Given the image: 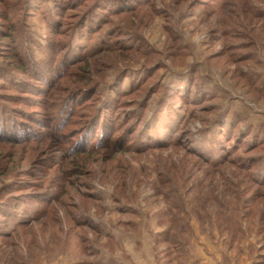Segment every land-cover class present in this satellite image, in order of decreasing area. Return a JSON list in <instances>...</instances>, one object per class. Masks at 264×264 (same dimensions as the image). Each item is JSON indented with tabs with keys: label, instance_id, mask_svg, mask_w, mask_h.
<instances>
[{
	"label": "rangeland",
	"instance_id": "rangeland-1",
	"mask_svg": "<svg viewBox=\"0 0 264 264\" xmlns=\"http://www.w3.org/2000/svg\"><path fill=\"white\" fill-rule=\"evenodd\" d=\"M12 1L11 9L9 0H0V28L27 14L23 3L14 8L17 0ZM118 4L101 42L105 38L111 44L110 33L123 32L121 38L140 44L139 51H104L74 64L57 82H69V88L100 85L99 106L113 96L110 84L124 70H130L128 87L144 65L160 63L148 90L129 99L146 103L138 134H130L135 119L134 126L111 129L114 139L97 150H74L79 124L63 119L54 105L51 110L42 106L40 89L21 93L15 104L6 100L12 93L1 90L0 99L36 133L27 139L0 138V203H20L6 228L0 214L6 232L0 235V264H264V184L256 183L244 165L261 150L248 149V144L264 141V0ZM71 12L70 19L77 20L79 10ZM27 21L29 48L45 60L50 54L42 49L50 37L46 17L38 12ZM4 35L0 61L13 62L15 43ZM79 40L76 36L72 45ZM99 43L81 44L90 50ZM11 68L18 74L14 85L37 80L20 75L17 65ZM157 83L162 89L150 90ZM191 86L199 105L188 107L182 96L190 95ZM5 125L10 134L20 131ZM173 127L171 144L177 145L141 152L125 147L156 140L167 144ZM221 138L226 146H240L232 150L234 159L217 166L209 160L221 152L206 151L207 157H201L191 147L204 142L207 150L211 143L206 139L217 144Z\"/></svg>",
	"mask_w": 264,
	"mask_h": 264
},
{
	"label": "trees",
	"instance_id": "trees-1",
	"mask_svg": "<svg viewBox=\"0 0 264 264\" xmlns=\"http://www.w3.org/2000/svg\"><path fill=\"white\" fill-rule=\"evenodd\" d=\"M120 1L127 3L131 2L130 5L135 8L141 7L142 5H147L150 0H56L53 1L51 7L49 0H24V2L23 0H17L14 1L16 2V6H14V8L19 7L23 3L25 6L23 13L27 14L24 15V17H22L23 19H20L19 22L17 20V22H11L8 24L6 29L0 28V34H5L4 36L6 39H13V43H15L11 44V46H13L11 49V53L13 54V62L4 60L0 61V77L4 80V84L0 86V98H3L1 95V90L10 91L13 95H7L8 97L6 100L9 101V104H15L18 103L16 102L18 99H21V93H31L33 90L40 89L39 91L44 94L43 103H41L42 106L51 110L53 109L52 106L54 105V108H58L60 114H65L63 119H71L75 126L79 124V128L76 131L78 138L74 140L72 144L74 146V150H97L114 139L111 138L112 133L122 130L126 125L134 126L135 124H133L131 121H135V119L137 124L134 126V128H132L133 130L130 134H136L137 136L139 130L138 127L142 124L144 119L143 116L145 115L146 103H141L138 105V103L131 101H133V99L135 100L136 97L138 98V96L143 91L148 90L147 85L149 84V81L154 77L155 72L162 66L160 63L159 65L158 63H151V66L147 64L144 65L140 72L137 71V77L131 81L128 87L125 85V80L130 70H124L118 75L116 82L114 84H110L109 93H113V96L110 99H107L105 104L99 106H97V104L99 103L101 97V93L99 91L100 85L89 83L87 85L85 84L86 86L83 84L82 86L69 88L66 86L69 84V82H62L61 84L58 83L60 81L59 79L64 77V75L67 74L68 76L70 74L69 72H71V68L74 64L80 61L85 62L87 61L86 59L101 54L104 51L112 50L113 52L120 51L121 53L131 52L134 50L139 51L138 46H140V44L137 45L134 41L128 43L121 38L123 32H120V34L116 32L110 33L111 44L105 38L101 42L100 36L103 35L105 28L110 25L108 20L111 17V13H117V5H119L118 3H121ZM12 5L13 1L9 0V2L6 4V7L12 9ZM132 7H129V9L126 10H131L133 9ZM113 9H116V11ZM72 10H79V14L75 16L77 20L72 21V18L70 19V13L74 16V12H71ZM38 12L45 15L46 23L49 26L50 32V37H47L46 46L43 48L40 46L43 50L45 48L44 51L50 53L48 55L49 57L47 56V59L45 60L37 59L33 51H31V48H29L30 41H28V39L31 35V28L28 24L27 16L35 15ZM76 36H78L80 39L79 43H77V46L72 45ZM84 40H88L89 45L91 43H96L98 40H100V43L98 45L95 44L97 45L95 49L89 48L90 50H87L89 45L87 47H83L81 44ZM75 48L76 50H78V48L81 49L77 55L74 53ZM12 65H17V70L19 71L20 75L32 74L31 79L37 80L30 83L27 80L21 79L18 83H16L17 85H14L15 76H18V74L11 68ZM55 68L56 70L58 68H62L63 71L60 72L57 70V72H55ZM14 69H16V67H14ZM82 69L85 70L90 68ZM143 71L146 72L144 76L141 74ZM54 75H56V79L52 80ZM194 78V82L196 83V76H194ZM194 82L192 81L191 84H194ZM192 88L193 86H191L190 95L188 94V96H182L183 100L185 101L184 103H186L188 107L191 104L197 106L199 105V101L196 98L198 96H191ZM152 89L154 91H158L157 89H162V87L159 83H157L150 87V90ZM66 94H71L73 96H70L71 98L67 99ZM134 96L135 98H132ZM14 98L16 99L14 100ZM129 99H131V101ZM53 100L55 102L51 103ZM25 102L20 101L19 104L23 105ZM92 102L94 104L93 107L89 106L91 107V110L87 108L85 109V107L90 105ZM5 103L7 102H4V100L0 99L1 139H27V135L30 133H36V131L28 124H26L24 121V123L20 121V118L18 119V116L12 112L13 109H11V107L9 108V104L6 105ZM136 105L141 108H137ZM135 107V110H127L128 108L132 109ZM123 112L125 116L122 118ZM19 113L21 116H24V118H30L31 116L28 112H25L24 114L22 112ZM35 119L37 120L38 118ZM1 123L3 124L1 125ZM6 123H8L10 128H13L15 125L17 130L20 128V131L18 130V132H16L15 128H13L15 131H13L11 134L8 133L5 129L7 126L5 125ZM69 123L70 122H68V124ZM58 126L59 123L56 127ZM56 127L55 130L58 129ZM173 128V132L169 133L167 136V139H169L167 144H162L163 140H156L154 142L149 141L146 146L140 148L135 147V145L132 143L125 144V147L131 148L133 151L141 152L152 147L177 145L171 144L172 140L174 141V135H176L175 133L177 130L176 127ZM111 129H113V132L109 134ZM225 133L226 132H222L221 135H225ZM107 134L109 135L106 140L101 141V139H104ZM262 134L263 133L261 132L260 135ZM93 137H97V139L94 142H91ZM86 140L89 141L88 145L84 144ZM118 141L119 138H116L115 142ZM206 141L211 143L208 144L209 147L207 150L203 148L205 145L204 142L200 144H192L191 147L195 149L196 153H198L201 157H207L205 154L206 151L212 153L221 152V155L218 158L211 155V160H209V162H211L212 166H217L219 163H223L226 160L234 159L232 158L234 157L232 156V150H236L240 146V144H234L231 147L226 146L227 144H223L225 141L222 140V138L221 140H218L217 144H213L214 141H209L207 139ZM254 143L256 144H248L249 146H247V148H253V150L261 149L259 151L260 153L251 156V158H249V162L244 165L251 171L250 175L256 180V183L263 185L264 141H262L263 144H257V140ZM0 204V214L6 218V224L4 226L6 228L9 223L15 220L13 211L15 212L18 209L20 203L12 204V202H2ZM0 229H2V231H0V235H2V233H6L3 228L0 227Z\"/></svg>",
	"mask_w": 264,
	"mask_h": 264
}]
</instances>
